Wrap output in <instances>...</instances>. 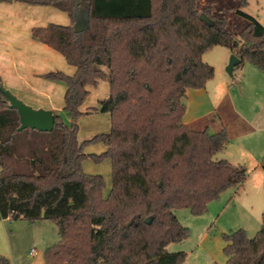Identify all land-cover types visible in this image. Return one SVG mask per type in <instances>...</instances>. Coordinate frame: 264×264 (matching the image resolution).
<instances>
[{"label":"trees","instance_id":"16d2710c","mask_svg":"<svg viewBox=\"0 0 264 264\" xmlns=\"http://www.w3.org/2000/svg\"><path fill=\"white\" fill-rule=\"evenodd\" d=\"M15 1L54 5L68 15L69 25L36 27L32 34L75 70L43 74L65 85L70 122L56 113L52 130L19 129L0 82V220H51L60 239L44 249L45 264H181L186 252L166 248L189 234L175 211L204 213L247 178L243 166L213 158L228 143L224 127L209 133L183 123L186 91L213 78L202 55L215 45L236 54L238 65L249 62L264 72V26L237 9L248 23L234 34L227 19L212 7L198 9L197 0ZM84 10L89 28L77 32ZM99 80L108 82V97L88 112H109V132L78 142L75 120L84 113L86 87ZM98 140L103 152L84 153V144ZM87 157L111 162L106 196L102 176L83 171ZM262 211L254 236L242 228L223 233L224 264H264Z\"/></svg>","mask_w":264,"mask_h":264},{"label":"crops","instance_id":"0c3cea01","mask_svg":"<svg viewBox=\"0 0 264 264\" xmlns=\"http://www.w3.org/2000/svg\"><path fill=\"white\" fill-rule=\"evenodd\" d=\"M197 7L202 9L209 5L206 0H197ZM57 11L61 10L54 5H31L15 0H0L1 85L30 108L43 109L53 115L60 113L64 106L65 85L61 81L48 80L43 74L58 70L72 75L75 68L68 65L58 51L34 37L32 30L54 22H69L65 12L61 11L64 14L63 21ZM81 15L78 20L83 19L84 14ZM259 21L263 24L260 18ZM221 47L225 51H217L218 58L210 54L206 61L214 68L213 78L202 88L187 89L184 97L186 111L182 121L190 129L207 128L209 133H214L222 127L226 129L228 143L218 152L215 159L245 168L247 178L243 185L231 189L233 194H248L250 188L253 189V185L248 184L250 179L259 183L262 189L264 185V72L243 61L233 68L232 75H228L225 67L230 52ZM101 81L106 82L109 88L107 81L99 80L96 84L86 87L88 92L91 86H96ZM91 107L79 109L89 114ZM104 113L107 116V113ZM262 196L261 194L260 197ZM8 220H0V239L4 241L6 236L11 259L15 263L17 251L23 241L19 235L13 237L7 232ZM245 230L248 235L249 229L245 227ZM48 241H51L50 238H42L39 243L42 247H47L50 243Z\"/></svg>","mask_w":264,"mask_h":264},{"label":"rangeland","instance_id":"374dc122","mask_svg":"<svg viewBox=\"0 0 264 264\" xmlns=\"http://www.w3.org/2000/svg\"><path fill=\"white\" fill-rule=\"evenodd\" d=\"M209 7L213 8V13L228 20V30L238 34L248 20L239 15L236 10L240 9L263 22L264 26V0H248L246 6H242L238 0H206ZM59 17L63 19L64 14L57 11ZM83 19L86 10L83 11ZM64 21V19H63ZM61 25H69L61 22H54ZM225 51L221 46H215L212 51L206 52L202 57L206 62L210 54L218 58L217 51ZM207 63V62H206ZM107 83L99 82L96 86L89 88V96L84 101L81 109L85 107H96L98 101L108 96ZM61 115L65 122H70V117L61 110ZM78 131L77 139L80 142L92 139L96 134L107 133L110 129L109 113L91 110L89 114L83 113L75 120ZM106 149L102 141H93L84 144L83 151L86 154H99ZM218 153L215 154V158ZM83 171L87 174H100L104 180L103 196H106L111 186V162L108 158H103L99 162L87 157L82 161ZM250 192L245 194H233V189L225 190L218 199L207 204L206 211L199 215L190 213L188 208H181L175 211L176 216L184 226L189 230L186 238L180 242L169 243L166 248L169 251H185L186 257L181 264H224L226 256L223 251L224 238L223 233H230L238 228L248 230L249 237L255 235L260 229L262 210L264 209V189L252 179L249 180ZM246 183V188H247ZM258 186V187H257ZM263 195L260 197L261 194ZM7 232L14 236L22 238L23 245L17 251L15 263L11 259L9 244L6 236L4 241L0 239V258L6 260V264H45L44 249L39 243L42 238H47L50 246L60 239L55 224L49 219H42L37 222H29L25 219L8 220ZM206 233V236H205ZM55 238V239H51ZM54 240V241H52ZM33 248V252H31Z\"/></svg>","mask_w":264,"mask_h":264},{"label":"water","instance_id":"95a60500","mask_svg":"<svg viewBox=\"0 0 264 264\" xmlns=\"http://www.w3.org/2000/svg\"><path fill=\"white\" fill-rule=\"evenodd\" d=\"M11 1V0H8ZM199 19L203 20L206 24L211 25L212 20L209 19L204 13H199ZM89 28L88 15L85 18L76 20L74 23V30L77 32L84 31ZM240 58L233 53H230L229 61L225 67L228 75H232L233 68L238 65ZM3 93L9 99V106L16 109L20 117L19 129L29 127L37 130H52L54 124V115L43 109H32L26 105L22 100L17 99L14 95L10 94L7 90L3 89ZM151 217H146L145 222H149ZM131 223V220L129 221ZM128 223V224H129Z\"/></svg>","mask_w":264,"mask_h":264},{"label":"built area","instance_id":"2783aa9c","mask_svg":"<svg viewBox=\"0 0 264 264\" xmlns=\"http://www.w3.org/2000/svg\"><path fill=\"white\" fill-rule=\"evenodd\" d=\"M33 250H34V249H33V248H31V250H30V251H31V252H33Z\"/></svg>","mask_w":264,"mask_h":264}]
</instances>
